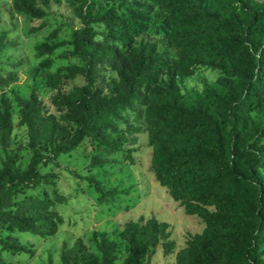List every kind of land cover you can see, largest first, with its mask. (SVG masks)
Wrapping results in <instances>:
<instances>
[{
  "label": "trees",
  "instance_id": "trees-1",
  "mask_svg": "<svg viewBox=\"0 0 264 264\" xmlns=\"http://www.w3.org/2000/svg\"><path fill=\"white\" fill-rule=\"evenodd\" d=\"M60 1L13 0V9L39 20L46 15L40 4ZM99 2L84 0L85 7L76 10L82 27L68 44L70 55L81 64L59 69L45 81V86L58 90L62 81L84 79L66 93L58 90L52 99L64 118L48 111L35 92L17 100L32 151L23 170L17 166L18 155L7 151L12 116L0 108V144L5 151L0 167V229L54 236L62 226L54 204L63 203L65 196L56 189L53 197L18 195L55 186L56 173H43L40 167L55 163L85 138L118 150L121 138L109 139L110 134L120 133L113 119L127 122L121 112L136 110L138 120L147 124L156 180L187 215L206 225L176 252V264H264V1L124 0L132 4L123 11L98 9ZM144 8L154 13L158 27L178 50L175 59L163 61L152 43L134 41L131 22L144 21ZM94 25L107 31L103 39ZM119 29L127 31L119 35ZM57 33L54 30L50 37ZM64 44L45 42L36 50L48 56ZM53 63L47 58L39 66L49 69ZM200 66L222 75L201 92H182L179 78L194 75ZM102 70L115 73L116 78L99 84ZM164 74L168 84L162 88L159 78ZM15 78V73L0 75V87ZM126 132L141 131L129 124ZM45 145L47 153L42 150ZM85 179L101 199L118 195L116 189L101 188L93 177ZM120 236L128 246L124 264H141L160 241L165 252L175 250L169 224L154 217L127 222ZM1 245L10 252H29L14 239ZM98 249L105 261L114 259V243L104 232ZM95 258L81 239L71 248L64 246L61 256L63 264Z\"/></svg>",
  "mask_w": 264,
  "mask_h": 264
},
{
  "label": "rangeland",
  "instance_id": "rangeland-1",
  "mask_svg": "<svg viewBox=\"0 0 264 264\" xmlns=\"http://www.w3.org/2000/svg\"><path fill=\"white\" fill-rule=\"evenodd\" d=\"M98 9L109 7L122 11L129 9L131 2L124 0H99ZM263 2L264 0H257ZM45 17L39 20L16 12L13 0H0V75L7 77L15 73V81L7 87H0V108L7 109L12 116L13 132L7 146L9 153L18 155L17 166L23 170L27 167L32 151L26 126L21 121V107L17 100L29 98L35 92L43 106L59 118H64L63 112L52 105V99L58 90L61 93L70 91L74 86L84 83L82 77L75 80L62 81L59 89L45 86L46 79L57 70L71 65H80L78 58L70 55L68 42L73 39L76 30L82 27L76 10L84 8V0H61L45 6ZM144 8V21L135 19L132 23L131 35L134 41L140 40L152 43L156 54L163 61H171L178 56V50L158 27L154 13ZM99 37L104 38L106 30L94 25ZM57 30L55 38L50 33ZM126 29H119L118 34L124 35ZM122 40L117 41L120 44ZM45 42L65 44L51 55L40 56L36 46ZM53 60V67L46 69L39 66L44 59ZM222 73L207 67H197L194 75L179 78L178 87L182 92L202 91L206 85L215 84ZM115 73L102 70L99 84L115 79ZM168 75L159 78V86L165 88ZM137 111H123L124 121H116L119 134H110V141L121 138L118 150H111L89 138L74 150L61 155L53 164L42 165L41 172L56 173L55 186H40L34 191L23 190L18 198L29 195L48 193L53 197V190L65 196L63 203H55L54 209L62 219V226L54 236L42 237L30 233L19 232L4 226L0 229V259L2 264H63L61 260L64 246L71 248L81 239L87 249L96 258L80 264H124L128 254L127 243L121 238L124 225L129 221H146L152 217L169 224L170 240L175 241V250L165 252L160 241L158 246L147 252L141 259V264H176V252L186 246V242L194 235L201 233L206 227L197 216L185 213L180 202L175 201L169 190L161 186L151 169L153 148L149 144L147 124L144 119L138 120ZM132 124L140 128V133L129 134L127 126ZM264 126V120L262 121ZM70 131L72 128L69 126ZM42 150L47 153L48 146ZM127 155V159L125 158ZM5 158V151L0 144V167ZM86 177H93L104 190L116 189L118 195L101 199L94 186ZM106 233L114 243V259L105 261L98 249V239L101 233ZM14 239L29 249L28 253L10 252L5 250L1 241Z\"/></svg>",
  "mask_w": 264,
  "mask_h": 264
}]
</instances>
